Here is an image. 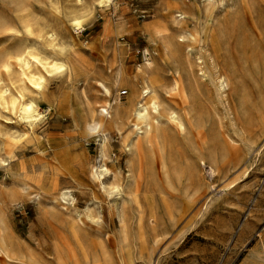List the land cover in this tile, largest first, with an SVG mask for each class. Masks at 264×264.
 <instances>
[{
  "label": "rangeland",
  "instance_id": "374dc122",
  "mask_svg": "<svg viewBox=\"0 0 264 264\" xmlns=\"http://www.w3.org/2000/svg\"><path fill=\"white\" fill-rule=\"evenodd\" d=\"M223 1L0 0V65L8 58L13 64L8 72H14L1 71L0 85L11 94L24 88L27 97L41 102V117L32 126L0 107V210L7 229L0 231V264H74L65 248L76 247L70 236L75 221L81 227L74 231L79 244L96 256L89 264H121L125 244L140 256L138 264H264V29L252 36L253 45L244 57L230 44L238 93H231L223 106L212 84L206 91L204 104L215 111L211 113L217 134L213 172L198 164L193 148L203 135L192 129L186 135L173 130V138L178 137L168 153L176 174L167 178L156 149L152 171L143 156L130 165L123 146L127 128L108 129L101 142V135L86 132L82 122L86 112L105 100L103 86L110 84L119 56L128 72L145 59L162 67L167 79L161 87L162 106L184 113L191 103L172 89L175 64L165 59L161 41L144 32L143 24L160 21L168 34L192 33L194 38L187 41L207 48L205 26L225 21L224 16L207 14L219 11ZM175 4L187 13L185 21L172 20L169 5L175 9ZM260 6L264 9V0ZM74 14L85 15L84 29L69 28L68 19ZM241 21L248 26L250 19ZM49 33L55 45L66 47L74 70L70 75L44 73L38 92L20 86L13 57L49 49ZM219 136H229L230 145ZM101 158L112 174L109 181L107 175L98 179L92 174ZM118 181L134 198L123 217L114 200L118 195L111 189ZM62 186L70 189L72 202L59 198ZM150 207L157 213L153 231L138 219ZM101 244L104 255L98 249ZM75 251L79 259V250Z\"/></svg>",
  "mask_w": 264,
  "mask_h": 264
},
{
  "label": "bare ground",
  "instance_id": "6f19581e",
  "mask_svg": "<svg viewBox=\"0 0 264 264\" xmlns=\"http://www.w3.org/2000/svg\"><path fill=\"white\" fill-rule=\"evenodd\" d=\"M98 1L103 2L107 0ZM261 2L262 0H225L221 3V8L219 11L214 12V10H211L207 15L214 14L224 16L225 21L219 24L217 21L213 20V23H209L205 26V37L208 40L207 48H196L192 46V43L187 41L191 38H194V34L192 33L190 34V37H187V33H185L186 35L184 34L185 31L182 32V30H178L175 32V35H170L167 33V27H165L160 21L147 22L143 24L142 30L144 32H146L152 38L159 39L161 41L165 59H168L172 64H175L176 74L171 77L172 89L177 90L183 98L188 99L191 105L184 113H181L179 110L173 108H169L168 110L165 108V110L161 103V87L166 85L167 79L164 75H162V67L159 68L152 64L149 59H145L143 60L142 65L135 66L133 68V72H128L125 62L123 61L122 57L119 56V58L116 57L117 63L111 76V81L109 82L110 84H108V86H103V93L106 96L105 100H103L93 112H86L82 117V122L84 123V129L86 132H98L101 135L102 141H100L104 142L106 139V131L108 129L115 128V130L117 129L118 131L122 127L127 128V133L123 139V146L125 152L127 153V159H129L130 165L134 167L137 161L143 156L146 167L149 169V171H152L153 160H155L154 150L156 149V151L159 153L160 163L165 169V175L167 178H170L172 176L175 177L176 174L175 166H170L173 162V159L169 157L168 153V149L173 144L175 138H173V130H175V134L186 135L192 129L197 134L203 135L201 144L197 146L196 149L193 148L194 151L197 150L196 155L198 164L206 165V168H208L210 172H213V161L211 154H213V151H215L214 141L217 138V134H215L216 131L214 127L215 118L211 113L213 111V114H215V111L213 107L209 108L208 105L204 104V101H207L205 97L206 91L208 90V86L212 84L214 86L215 94L219 98L218 100L224 103L223 106L226 105L225 102L231 93H238L239 78L234 64L229 58L230 44L234 43V48H236V51L238 54L242 55V57L246 55L247 49L253 45L252 36L262 32V29H264V9L260 6ZM169 6L171 10L169 14L171 18H173L172 20H175L176 22L185 21L187 19V13L180 5L175 4V9L173 8L174 5ZM253 16H256L259 21L256 19L252 20ZM241 17L248 18V20L250 19L248 26L241 21ZM26 26H28L27 22ZM68 26L74 31L78 29H84L85 15H72L68 19ZM46 38L48 39V46H50L49 49H47L48 47H43L42 53L36 50L25 52L22 51L17 55L14 54L15 56L13 57L17 65L16 70H14L17 72L20 80L18 84L20 85L21 83L23 87L25 86L37 92L43 88V83L45 81L44 73H48L50 75L52 72H57L70 75L76 66L75 62L68 57L66 47L65 50L63 47H61L62 45L57 46L53 43L52 33L47 34ZM19 49L24 50V48ZM33 57H35V59H33ZM6 60V62L4 61L0 65V73L1 71H4L2 73L7 74V72L11 69V65L13 66V64L8 61V58ZM37 60L39 63L36 62ZM32 67L35 69L32 70ZM5 68L8 70L5 71ZM12 72L10 71L8 73L11 75ZM16 78L18 77L16 76ZM13 83L15 85V82ZM12 88L10 89L12 90ZM8 89L9 88L5 87L4 85H0V107L6 109L8 112L10 111L11 114L13 113L17 115L21 120L26 121L29 125L34 124L35 121L39 122L40 112L38 110V106L41 103L40 98L27 97L24 88L16 89L12 94L8 92ZM121 94H123V96H121ZM237 101L239 103V99ZM49 106L50 105H47L45 107L48 108ZM227 111L229 113V110ZM194 140L196 139L194 138ZM221 140L227 141L228 145H230L229 142L231 139L229 136H227L225 139L222 137ZM174 145L176 144L174 143ZM206 151L209 152L205 153ZM102 156L103 154H101V157ZM4 162L6 161L4 160ZM129 169L130 168L128 167V171ZM92 174L98 179L104 175H107L108 181L112 177L110 170L102 158L100 159V162L98 164L96 163V166L92 168ZM121 184L122 183L120 182H115V184L111 185V189H113L115 194L118 195V197L114 200L115 202L119 203V209L117 210L119 215L123 217L128 207L131 205V203H133L134 198L131 194H127V190L125 191ZM134 184L135 183H133V185ZM105 188L106 187L104 186V192ZM109 190L106 191L108 192ZM57 194L62 200L72 202L74 199V197L71 196L70 189L66 186L58 188ZM92 202H94V200ZM97 203L98 202H96V204ZM92 214L93 213L89 214V216L91 217ZM168 218L173 219L172 215H170ZM138 219L142 223L147 222L149 230L153 231L155 227L154 223L157 219V213L153 208L150 207L148 212L146 214L140 215ZM168 221L170 222V220ZM78 222L79 221H75L74 226L72 225L71 229L69 228L70 231H72L70 236L76 244V247L73 245L68 246L67 249L65 248V250L68 258L72 260L74 264H89L93 260H96V256L94 254H89L86 249L79 244L77 235L74 232L80 231L81 229ZM0 231H7L1 210ZM131 248L126 246V244L124 245L123 249L126 251V257L121 261V264H138L137 260L140 256L134 253L135 250L133 251ZM76 249L79 250L80 253L79 259L76 253L77 251H75ZM98 249L101 254L104 255L105 250L103 244L99 245Z\"/></svg>",
  "mask_w": 264,
  "mask_h": 264
},
{
  "label": "snow or ice",
  "instance_id": "6c2138e0",
  "mask_svg": "<svg viewBox=\"0 0 264 264\" xmlns=\"http://www.w3.org/2000/svg\"><path fill=\"white\" fill-rule=\"evenodd\" d=\"M33 59H35V57H33ZM36 62H37V63H39V61H38V60H37ZM7 70H8V69H7V68H5V71H7Z\"/></svg>",
  "mask_w": 264,
  "mask_h": 264
}]
</instances>
